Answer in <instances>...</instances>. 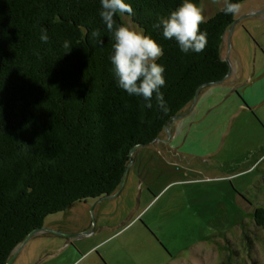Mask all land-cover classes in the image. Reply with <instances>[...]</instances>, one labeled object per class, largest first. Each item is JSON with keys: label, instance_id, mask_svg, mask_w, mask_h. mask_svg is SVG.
<instances>
[{"label": "trees", "instance_id": "1", "mask_svg": "<svg viewBox=\"0 0 264 264\" xmlns=\"http://www.w3.org/2000/svg\"><path fill=\"white\" fill-rule=\"evenodd\" d=\"M125 2L134 14H118L117 24L129 16L163 48L167 112L118 86L100 0H0V264L50 214L116 192L132 149L154 142L200 88L228 74L221 50L233 15L206 19V48L185 53L155 27L183 0ZM253 219L264 228V207Z\"/></svg>", "mask_w": 264, "mask_h": 264}, {"label": "rangeland", "instance_id": "2", "mask_svg": "<svg viewBox=\"0 0 264 264\" xmlns=\"http://www.w3.org/2000/svg\"><path fill=\"white\" fill-rule=\"evenodd\" d=\"M204 3L206 19L223 7ZM247 142L223 141L219 162L185 159L155 140L137 148L118 196L50 214L11 264H264V228L253 219L264 207V157L251 162Z\"/></svg>", "mask_w": 264, "mask_h": 264}, {"label": "crops", "instance_id": "3", "mask_svg": "<svg viewBox=\"0 0 264 264\" xmlns=\"http://www.w3.org/2000/svg\"><path fill=\"white\" fill-rule=\"evenodd\" d=\"M263 10L264 4L248 0L240 4V12L234 16L238 22L231 33L226 31L221 50L232 73L200 90L196 103L192 105V101L171 125L170 139L166 132L160 134L157 141L169 147L170 153L219 162L216 157L223 141L232 144L247 139L249 151H254L251 162L264 157V12L257 13ZM246 37L254 42L251 46Z\"/></svg>", "mask_w": 264, "mask_h": 264}, {"label": "clouds", "instance_id": "4", "mask_svg": "<svg viewBox=\"0 0 264 264\" xmlns=\"http://www.w3.org/2000/svg\"><path fill=\"white\" fill-rule=\"evenodd\" d=\"M100 4L99 15L114 39L110 60L118 86L129 95L142 97L145 107L148 108L152 107V100L155 98L157 107L162 112H167L168 106L161 91L166 84L165 67L157 63L163 56L162 46L131 22L117 24L115 18L118 14H134L131 3L125 0H100ZM221 10L225 15L235 16L240 12V5L232 3L231 0H223ZM205 11L204 0L199 4L192 0H183L167 17H162L155 27H162L163 37L174 39L182 52L199 53L206 48L208 42L207 32L200 29L201 24L206 22ZM92 36L99 37V30H94ZM40 40L44 43L49 40L44 28L40 30ZM62 46L65 49L71 47L67 40Z\"/></svg>", "mask_w": 264, "mask_h": 264}, {"label": "water", "instance_id": "5", "mask_svg": "<svg viewBox=\"0 0 264 264\" xmlns=\"http://www.w3.org/2000/svg\"><path fill=\"white\" fill-rule=\"evenodd\" d=\"M261 12H264V10H263V11H260V12H257V13H261ZM237 22H238V19H234V21L232 22V24H231V25L229 26V28H228V32H229V33L232 32L233 27H234V25H235ZM229 33H228V34H229ZM228 44L230 45V37H229V39H228ZM225 60L228 62L229 66H230V63H229V61H228L229 59L227 58V59H225ZM231 73H232V70H231V66H230L229 71H228V74L225 76V78L222 79V80H220V81L214 82V83H212V84L222 82L223 80H225L226 78H228V77L231 75ZM206 86H207V85H206ZM202 88H203V87H202ZM202 88H200V89L197 91V93H196V95H195V98H194V100H193V104H192V105H194V104L196 103L197 98H198V94H199V92H200V90H201ZM182 115H183V114H176V115H174V116H173V117H172V118H171V119L165 124V126H164V132H166V133L168 134L169 139H170V137L172 136V135H171V129H172V126H171V125L173 124V122H174L175 120H177V119H179L180 117H182ZM157 139H158V138H156V140H157ZM141 146H143V145H138V146H136V147H134V148L132 149V151H131V159H130V162H129V164H128L126 170H125V174H124V176H123V178H122L121 185H120V187L118 188V190H116V192H113V194H111V195H105V196H103V197H100L98 200H103V199H107V198L116 197V196H118V195L121 193V190H122L123 187H124V180H125L126 175H127V173H128L129 167H130V165L132 164V155H133L134 151H135L137 148L141 147ZM43 228H44V227H42V228H40V229H37V230H34L33 232H31V233L28 235V237H27L25 240H23V242L20 244L19 249H21V248H22V247L28 242V240H29V239H30L35 233H37L38 231L42 230ZM92 232H93V230L87 232V234H91ZM16 255H17V253H16V254H13V255L10 257V259L7 261L6 264H11V263L13 262V260H14V258H15Z\"/></svg>", "mask_w": 264, "mask_h": 264}, {"label": "flooded vegetation", "instance_id": "6", "mask_svg": "<svg viewBox=\"0 0 264 264\" xmlns=\"http://www.w3.org/2000/svg\"><path fill=\"white\" fill-rule=\"evenodd\" d=\"M159 138V137H158ZM155 141H157L156 139H155Z\"/></svg>", "mask_w": 264, "mask_h": 264}]
</instances>
